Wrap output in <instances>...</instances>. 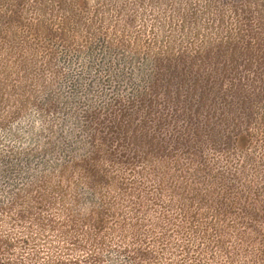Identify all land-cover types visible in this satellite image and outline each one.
I'll return each mask as SVG.
<instances>
[{
	"label": "trees",
	"instance_id": "trees-1",
	"mask_svg": "<svg viewBox=\"0 0 264 264\" xmlns=\"http://www.w3.org/2000/svg\"><path fill=\"white\" fill-rule=\"evenodd\" d=\"M25 1H5L0 74L36 48L52 55L40 41L48 29L41 17L60 18L65 26L83 13L75 6L84 0H31L27 9ZM192 1L164 2L179 38L170 30L163 45L154 46L157 34L147 30L152 35L143 48L154 51L156 77L128 98L144 109L141 129L128 134L126 121L116 127L126 134L125 145L102 137L60 170L68 187L85 185L89 206L74 212L65 191L48 201L45 181L29 182L0 208L19 229L15 238L0 230V264H35L36 253L17 255L15 246L27 247L32 224L55 222L61 212L95 236L82 264L102 263L108 234L136 264H158L166 251L167 264H264V0H205L201 8ZM28 9L32 24L22 18ZM200 17L205 33L197 30ZM127 20L130 25L132 17ZM62 29L57 37L71 43ZM117 41L132 45L124 34ZM153 102L167 109V123L153 118L150 126L143 118ZM45 204H60V214L43 216Z\"/></svg>",
	"mask_w": 264,
	"mask_h": 264
},
{
	"label": "rangeland",
	"instance_id": "rangeland-1",
	"mask_svg": "<svg viewBox=\"0 0 264 264\" xmlns=\"http://www.w3.org/2000/svg\"><path fill=\"white\" fill-rule=\"evenodd\" d=\"M5 1L0 0V22L5 20ZM30 1H25V9ZM164 2L84 0L75 6L76 12L82 9L81 18L70 19L65 26L60 18L41 17L48 29L40 41L52 55L47 57L34 47L27 52L26 60L0 74V208L8 206L16 193H22L35 180L45 181L48 196L44 198L48 201H59L60 193L65 191L66 204L72 211L82 212L89 206L92 198L85 185L78 182L77 188L68 187L60 170L81 155L86 145L100 142L102 137L106 142L116 137L125 145L127 136L117 133L116 127L126 121L128 134L141 129L138 119L144 109L137 99L131 105L128 98L156 77L151 61L154 51L143 48L152 35L147 30L157 34L154 46H162L170 30L175 38L181 34L169 26L170 13ZM192 2L201 8L205 0ZM128 16L132 17L130 25ZM22 18L29 24L35 22L30 9ZM61 29L71 43L57 37ZM197 30L205 33L203 17ZM122 34L132 45L118 43ZM135 34L138 37L133 42ZM7 72L13 74L7 76ZM152 104L150 113L143 116L148 125H153V118L167 123V109L162 104ZM66 171H72V180L77 179L75 168L69 166ZM45 206L43 216L60 214V204ZM55 220L45 221L44 226L32 224L29 245L17 244L15 254L36 253L39 257L33 261L35 264H82L79 260L96 244L95 236L87 237L84 231L90 230L76 218L66 219L62 212ZM0 230L15 238L19 229L0 214ZM105 240L106 245L99 250L101 264H136L115 249L113 236L108 234ZM170 254L166 251L158 264H167Z\"/></svg>",
	"mask_w": 264,
	"mask_h": 264
}]
</instances>
